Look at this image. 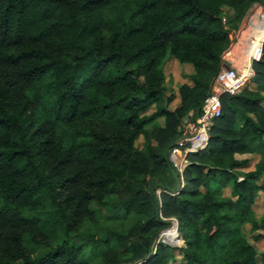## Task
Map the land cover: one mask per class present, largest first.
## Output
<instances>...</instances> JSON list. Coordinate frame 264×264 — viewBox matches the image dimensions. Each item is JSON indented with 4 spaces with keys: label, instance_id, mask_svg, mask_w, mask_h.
I'll list each match as a JSON object with an SVG mask.
<instances>
[{
    "label": "trees",
    "instance_id": "1",
    "mask_svg": "<svg viewBox=\"0 0 264 264\" xmlns=\"http://www.w3.org/2000/svg\"><path fill=\"white\" fill-rule=\"evenodd\" d=\"M263 3L0 0V264H264V42L256 88L221 95L182 176L169 157Z\"/></svg>",
    "mask_w": 264,
    "mask_h": 264
},
{
    "label": "built area",
    "instance_id": "2",
    "mask_svg": "<svg viewBox=\"0 0 264 264\" xmlns=\"http://www.w3.org/2000/svg\"><path fill=\"white\" fill-rule=\"evenodd\" d=\"M245 17L243 26L240 24L233 38L234 46L243 45L244 60L238 62V56L235 55L227 57L232 52L230 49L223 53L221 69L211 82L200 116L196 121L186 123L178 142L180 145L173 147L169 153L170 160L181 176L188 164L187 154L202 150L207 145L214 120L221 115V95L238 93L246 79L253 76V63L262 56L264 33L260 32L258 26L264 25V3L254 4Z\"/></svg>",
    "mask_w": 264,
    "mask_h": 264
},
{
    "label": "rangeland",
    "instance_id": "3",
    "mask_svg": "<svg viewBox=\"0 0 264 264\" xmlns=\"http://www.w3.org/2000/svg\"><path fill=\"white\" fill-rule=\"evenodd\" d=\"M243 24H244V22H243ZM243 24H242V26H243ZM233 38L235 39V36ZM234 39L232 41V44H230V47L228 48V50L230 49L232 52L227 57L234 56V55H235L234 57L238 56V62H241V61L244 60V57H243V54H242L243 45L240 46L239 44H236L234 46ZM165 72H166V74L168 76L170 75L171 77L172 76L175 77L174 82H176L175 83V85H176L177 83L179 84L181 82L188 81L187 77H188V74L191 73V69H190L189 66L182 65V64L180 65L176 61H169L165 65ZM247 86H249L251 88H256L255 85L251 83V79L250 78L246 79L243 87H247ZM142 143H143V137H140V139L137 141V144L141 145ZM244 156H251V159H252V165L250 167H248L247 170L252 169L253 168V164L259 159V155H256V154H254V155H244ZM262 202H263V196L260 195L258 197V199L256 200V203L254 205L255 214H256L257 217H260L264 213V207L262 205ZM173 227L174 226H172V223H171L167 228L163 229L162 231L166 232L168 229L173 228ZM249 229H250V225L249 224L244 225L243 231L246 233L247 238L249 239V241L254 243L259 249H264V241L263 240H258V241L253 240L252 239V233L249 231ZM159 240H162V239L159 238ZM182 245H183L182 240L178 239V241H177L175 246L176 247H178V246L180 247ZM175 256L177 257L176 261H177V264H178V262L180 260V254H179V252L177 250L175 251Z\"/></svg>",
    "mask_w": 264,
    "mask_h": 264
},
{
    "label": "bare ground",
    "instance_id": "4",
    "mask_svg": "<svg viewBox=\"0 0 264 264\" xmlns=\"http://www.w3.org/2000/svg\"><path fill=\"white\" fill-rule=\"evenodd\" d=\"M258 28L260 29L261 33L262 32L264 33V25H262V26L259 25ZM162 232L160 233L159 238H161V239H163L169 243L171 242L173 244V246L176 245V243H175L176 240L173 237V235L175 233L174 227L168 229L166 232H163V233Z\"/></svg>",
    "mask_w": 264,
    "mask_h": 264
},
{
    "label": "water",
    "instance_id": "5",
    "mask_svg": "<svg viewBox=\"0 0 264 264\" xmlns=\"http://www.w3.org/2000/svg\"><path fill=\"white\" fill-rule=\"evenodd\" d=\"M193 112L192 111H189V113L186 115V117H185V120H184V122L185 123H187V119L189 118V116L192 114ZM172 226H174V228H175V231H176V233H177V236H178V238L180 239V240H182L181 239V237H180V235H179V233L177 232V223H176V221H173L172 220ZM162 232V231H161ZM160 232V233H161ZM160 233H159V235H160ZM159 241V237L157 238V240H156V242H158ZM162 242H164V243H167V244H170V245H173L172 243H169V242H167V241H165V240H161Z\"/></svg>",
    "mask_w": 264,
    "mask_h": 264
},
{
    "label": "crops",
    "instance_id": "6",
    "mask_svg": "<svg viewBox=\"0 0 264 264\" xmlns=\"http://www.w3.org/2000/svg\"><path fill=\"white\" fill-rule=\"evenodd\" d=\"M251 8H252V7H251ZM251 8H250V9H251ZM250 9H249V11H250ZM245 18H246V17H245ZM245 18H244V19H245ZM244 19H243V21H242L241 25L243 24V22H244Z\"/></svg>",
    "mask_w": 264,
    "mask_h": 264
}]
</instances>
